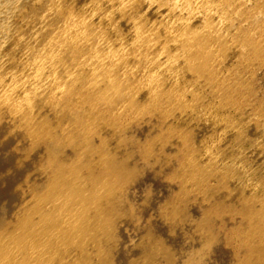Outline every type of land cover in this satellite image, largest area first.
<instances>
[{"label":"bare ground","instance_id":"1","mask_svg":"<svg viewBox=\"0 0 264 264\" xmlns=\"http://www.w3.org/2000/svg\"><path fill=\"white\" fill-rule=\"evenodd\" d=\"M0 264H264V0H0Z\"/></svg>","mask_w":264,"mask_h":264}]
</instances>
